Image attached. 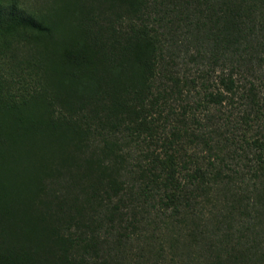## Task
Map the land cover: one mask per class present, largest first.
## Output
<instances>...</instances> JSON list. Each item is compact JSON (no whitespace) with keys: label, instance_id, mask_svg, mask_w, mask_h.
I'll use <instances>...</instances> for the list:
<instances>
[{"label":"trees","instance_id":"16d2710c","mask_svg":"<svg viewBox=\"0 0 264 264\" xmlns=\"http://www.w3.org/2000/svg\"><path fill=\"white\" fill-rule=\"evenodd\" d=\"M48 10L0 3V29L19 30L0 46V264H112L145 208L171 227L155 239L160 259L167 249L172 264H264V135L248 170H235L246 133L194 113L209 123L211 107L240 95L246 127L264 126V0ZM132 144L155 148L131 163Z\"/></svg>","mask_w":264,"mask_h":264},{"label":"rangeland","instance_id":"374dc122","mask_svg":"<svg viewBox=\"0 0 264 264\" xmlns=\"http://www.w3.org/2000/svg\"><path fill=\"white\" fill-rule=\"evenodd\" d=\"M61 1L62 0H0V3L10 5L18 2L20 7H25L28 8L29 10L42 9L43 12H48L49 8L51 10L56 8L58 2ZM46 9L47 11H45ZM27 34L30 33L27 32ZM18 35H19V30L17 29H12V28L0 29V46L6 44L12 39H17ZM190 69L192 72L188 74V77L191 79L192 78L197 79L198 75L195 73V69L192 67ZM217 75L218 73L215 74L214 72L210 74L209 77L210 79L208 83V88L210 90L216 91L218 88L216 83ZM255 82L258 85V90L261 91L262 95H264V85H263L264 78L257 79ZM245 84L246 87L248 88L249 83H245ZM189 89L186 90V93L189 92V94L188 93L186 94V97L189 99V101L193 102L195 98L199 99L198 92L200 91L201 94H203L201 79H199V81L194 85L190 84ZM200 98H202V96ZM246 101L247 100H245L244 98H240V95H238L235 98L234 104L228 103V101H224L223 105H217V107H211L210 111L213 112V120L209 123L205 117L206 110H204V108L194 111V113L197 114V118L201 122V125L202 124L206 126L208 125L212 129L221 126L222 133L225 134L226 136L229 137H233V135L242 136L246 133V139L251 142L250 143L251 148L248 149L246 143L244 141L239 140L241 145L245 147L247 153H244L242 150L239 149L238 151L243 155L244 154L247 155V157H243L244 162H241L240 164L232 165L235 170L243 168L244 171L248 170V168L246 167L247 164L253 163L252 160H254V152L259 151V149H256V147L252 144L253 139L256 137L261 139V137L264 135V126H257L256 124L252 123L251 124L252 127L249 129L246 127L245 123L243 122L244 121L243 115L246 113L245 111H249V107L245 106ZM177 110L179 113L180 112L179 108ZM188 123L189 126L195 129L200 128L196 124H193L190 118L188 120ZM212 137H214L213 134ZM149 147H151L152 149L155 148L152 145L148 146V144L147 145L143 144V146L141 147H137L135 144H132L131 147L132 153L131 155H129V157L131 156L130 157L131 163H134V160L138 158V156L140 155L144 158V155L146 154H142V152L147 151ZM233 148H236V146H234ZM195 152L199 154L200 157L203 156L208 157V155H210L207 149L203 146H200V148L198 150H195L194 153ZM126 156H128V154H126ZM136 161H142V160L137 159ZM136 213H137L136 216L137 221H139L140 224L137 229L132 230V228L130 227L129 230L125 232V234L130 233L133 235V236L130 235L131 239H127V237H123L120 239L121 243L116 244L118 248H115L111 263L112 264H172L170 262L171 257H169L167 253L165 254V252H168L167 249L163 252L162 254L163 257L161 259L159 258L160 256L156 255L159 249V245L155 239H168L166 237H163L160 231L161 229H162L161 232L171 229V227H167L166 224L162 222L163 219H165L164 215L161 216L159 211L157 212L156 210H152L151 208L139 209L136 211ZM159 217L162 218L159 220ZM132 219H134V217H132ZM149 223L150 226H146ZM140 227H142V229H140ZM155 227H158L157 234L154 233ZM141 230L143 234L140 235ZM110 239L113 242L115 241L116 238L113 237V239L112 238ZM166 246L167 244H165V247ZM179 247L180 249H184L183 244H179ZM120 250H122V253H119Z\"/></svg>","mask_w":264,"mask_h":264}]
</instances>
